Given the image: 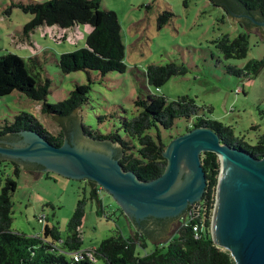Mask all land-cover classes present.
<instances>
[{"label":"trees","instance_id":"trees-1","mask_svg":"<svg viewBox=\"0 0 264 264\" xmlns=\"http://www.w3.org/2000/svg\"><path fill=\"white\" fill-rule=\"evenodd\" d=\"M211 2L216 6L225 5L230 12L238 14L245 12L264 21V0H211ZM18 6L32 15L26 30L39 26H58L66 31L79 25L93 27L86 37V46L60 55L58 66L62 73L84 70L88 74L97 71L105 76L113 71L122 73L127 70L126 46L118 14L114 10L101 8L100 0L31 1L26 4L20 3ZM173 17L172 11H163L158 17L159 26L168 24ZM239 23L245 25L242 20ZM212 42L228 60L243 59L250 50L248 32H243L235 38L225 33ZM41 66L38 52H32L28 59L12 52L0 56V97L19 90L28 98L42 102V112L61 125L60 131L54 134L34 115L22 111L14 116L12 122L6 121L4 126H0V139L18 136L21 131H34L54 145H62L65 133L69 132L65 122L67 120L72 122L73 116L89 100L92 90L90 76L88 83H78L66 99L58 103L48 102L52 80L49 76L43 78ZM263 68L264 58L251 59L243 66L225 65L228 74L249 79L260 73ZM189 71L190 67L187 64L173 60L165 64H149L145 76L150 85L160 88L172 77L186 75ZM135 105L140 112L132 118L121 119L119 131H123L139 143L137 154L127 152L130 147L117 132L97 134L83 122L81 127L87 137L95 141L118 142L121 146L120 161L123 167L134 171L142 180H152L164 172L167 159L163 152L174 136L170 135L169 141L164 142L161 129L171 130L175 121L181 118L193 119L192 127L188 130L194 127L212 128L219 134L222 142L243 149L257 158L264 157V129H260L261 125L251 127L256 131V137L255 142L250 143L244 137L236 136L231 125L211 119L208 112H212L213 106L199 105L190 95H182L176 100L169 101L164 95L150 93L147 97L139 96L135 100ZM259 109L264 117V108ZM153 129H157V138L151 133ZM202 164L207 178L202 199L189 206L186 214L179 219L180 225L170 239L164 244L156 245L153 251L142 254L137 248L146 249L149 240L147 236L149 234L144 235L142 231H135L129 237L119 233L105 238L97 248H83L81 227L88 200L96 201L97 212L103 211L104 207L100 195L104 189L92 180H78L85 184L84 197L78 200L68 223L66 235L61 234L58 226L49 224L44 226L41 235L36 236L13 231V195L24 167L17 161L0 156V165L13 167L11 175H6L4 170L0 175V264H97L100 258H103L106 264H236L231 252L216 244L212 235V220L221 169L220 158L217 153L208 151L202 155ZM25 169L33 172L37 170L40 173L44 167L31 164ZM120 209L124 214L123 209L121 207ZM155 233L157 232L149 236L153 238ZM83 249L94 251L95 260L87 257L75 260L73 255Z\"/></svg>","mask_w":264,"mask_h":264},{"label":"rangeland","instance_id":"rangeland-1","mask_svg":"<svg viewBox=\"0 0 264 264\" xmlns=\"http://www.w3.org/2000/svg\"><path fill=\"white\" fill-rule=\"evenodd\" d=\"M31 1L48 0H0V56L12 52L28 59L34 50L38 52L42 76L44 79L49 76L52 80L48 95L50 103L66 99L78 83H88L90 76L92 90L89 100L76 114L79 128L88 141L103 143L87 137L81 122L97 134L119 133L130 147L127 152L137 154L139 143L119 131L121 119L136 116L140 109L135 100L150 93L164 95L169 101L190 95L199 105H211L214 108L208 112L211 119L231 125L236 136L244 137L250 143L255 142L256 137V131L251 127L259 124L260 129H264V117L259 109L264 108V68L251 79L230 75L225 70L226 64L243 66L251 59L264 58V41L236 20H229L226 11L211 0H100L101 8L118 14L126 46L127 70L122 73L113 71L105 76L97 71L89 74L84 70L67 74L61 72L58 66L60 55L86 46L88 28L79 25L67 29L66 34L57 26L26 30L32 15L24 12L18 4ZM165 10L172 11L174 17L160 27L158 17ZM243 32L250 34V50L240 60L225 59L212 42L225 33L235 38ZM173 60L184 62L190 71L186 75L172 77L160 88L150 85L145 76L146 67ZM42 105V102L28 98L19 90L0 97V126H4L6 121L12 122L16 114L25 111L57 134L60 125L42 112ZM192 123L193 119H177L171 130L161 129L163 141L168 142L170 135L177 137L186 133ZM151 133L157 138V129ZM104 143L121 148L113 142ZM25 168L13 195L12 230L36 236L41 235L44 226L49 224L58 226L61 234L66 235L78 200L84 197L85 184L54 170L39 173ZM3 170L6 175H11L13 167L0 165V175ZM100 195L103 211L97 212L96 201L88 200L86 205L81 227L83 248H97L105 238L119 233L129 237L136 228L111 194L103 190ZM42 216H45L44 220ZM179 219L165 241L177 231ZM147 241L146 249L137 248L142 254L165 242ZM97 264H106V261L100 258Z\"/></svg>","mask_w":264,"mask_h":264},{"label":"water","instance_id":"water-1","mask_svg":"<svg viewBox=\"0 0 264 264\" xmlns=\"http://www.w3.org/2000/svg\"><path fill=\"white\" fill-rule=\"evenodd\" d=\"M220 7L229 20H242L247 31L264 41V21L230 12L225 5ZM245 18L251 22L245 23ZM71 121L65 122L69 132L62 145H54L37 132L21 131L18 138L0 140L1 157L17 161L22 167L34 163L76 180L95 181L137 226L150 218L167 220L164 225H144L146 234L157 232L153 238L147 235L149 240L156 243L158 239L159 243L171 235L188 207L202 199L207 186L202 155L215 152L221 169L212 220L213 239L231 252L236 264H264V157L257 158L222 142L212 128L194 127L167 145L163 152L167 159L164 172L152 180H142L123 167L122 154L118 156L121 148L104 143L110 141H88L76 115Z\"/></svg>","mask_w":264,"mask_h":264},{"label":"flooded vegetation","instance_id":"flooded-vegetation-1","mask_svg":"<svg viewBox=\"0 0 264 264\" xmlns=\"http://www.w3.org/2000/svg\"><path fill=\"white\" fill-rule=\"evenodd\" d=\"M232 1V0H231ZM232 11V10H231ZM241 15H243V16H245L246 17V15H248L247 13H245V12H242L241 13ZM244 21H245V23H247L248 24V20L247 19H243ZM244 26V25H243ZM82 131H83V129H82ZM83 133L85 134V132L83 131ZM86 135V134H85ZM18 138L19 137V135L18 136H15V137H12L11 136V138ZM4 139V138H3ZM3 139H0L1 141L3 140ZM111 142V141H110ZM121 151L119 152V154H118V156L120 155L121 156ZM0 156H1V154H0ZM32 165L34 164V163H31ZM34 165H36V164H34ZM189 208V207H188ZM165 219H167V218H165ZM164 221H167V220H163V219H154V218H150V219H148V220H144V221H141L140 223H138V225L139 226H137L136 224V228L134 229V230H132V231H142L143 232V234L145 235V232L144 231H146V230H148V229H144V225H146L147 223H153V224H158V225H164V224H162ZM156 226H154L153 225V227H151L152 229H154Z\"/></svg>","mask_w":264,"mask_h":264},{"label":"built area","instance_id":"built-area-1","mask_svg":"<svg viewBox=\"0 0 264 264\" xmlns=\"http://www.w3.org/2000/svg\"><path fill=\"white\" fill-rule=\"evenodd\" d=\"M63 33H65V30H62ZM58 36V35H57ZM64 36V34H63ZM63 36H61L60 38H62ZM45 216H42L41 219L44 220ZM196 228V227H195ZM73 257L75 258V260H79V259H83L84 257H87L91 260H95V254L94 251L90 250V249H83L81 251H78L77 253H75L73 255Z\"/></svg>","mask_w":264,"mask_h":264},{"label":"crops","instance_id":"crops-1","mask_svg":"<svg viewBox=\"0 0 264 264\" xmlns=\"http://www.w3.org/2000/svg\"><path fill=\"white\" fill-rule=\"evenodd\" d=\"M47 27H49V26H47ZM57 27H58V26H57ZM85 27L88 28V29H87L88 32H91L92 29H93V27L90 26V25H85ZM58 28H59V27H58ZM86 28H85V29H86ZM59 30H60V28H59ZM64 38H65L64 40L67 41L66 37H64ZM33 52H36V51L34 50Z\"/></svg>","mask_w":264,"mask_h":264},{"label":"clouds","instance_id":"clouds-1","mask_svg":"<svg viewBox=\"0 0 264 264\" xmlns=\"http://www.w3.org/2000/svg\"><path fill=\"white\" fill-rule=\"evenodd\" d=\"M63 29V28H62ZM64 34H66V29H65V33Z\"/></svg>","mask_w":264,"mask_h":264}]
</instances>
